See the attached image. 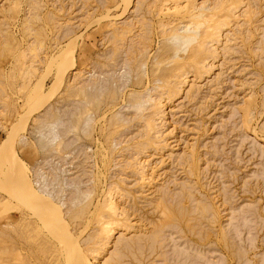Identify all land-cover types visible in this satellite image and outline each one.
Listing matches in <instances>:
<instances>
[{
  "label": "rangeland",
  "instance_id": "1",
  "mask_svg": "<svg viewBox=\"0 0 264 264\" xmlns=\"http://www.w3.org/2000/svg\"><path fill=\"white\" fill-rule=\"evenodd\" d=\"M127 2L0 0V264H264V0Z\"/></svg>",
  "mask_w": 264,
  "mask_h": 264
},
{
  "label": "bare ground",
  "instance_id": "2",
  "mask_svg": "<svg viewBox=\"0 0 264 264\" xmlns=\"http://www.w3.org/2000/svg\"><path fill=\"white\" fill-rule=\"evenodd\" d=\"M122 2H123V1H122ZM128 2H129V0H128ZM128 2H127V6H126V7H129V6H130V3L128 4ZM177 8H178V7H177ZM221 8H222V7H221ZM218 9H219V8H218ZM228 9H229V8H228ZM232 9H233V8H232ZM162 10H163V9H162ZM203 11H204V10H203ZM203 11H202V12H203ZM214 13H215V12H214ZM205 14H206V13H205ZM123 15H124V14H123ZM199 15H200V14H199ZM199 15H198V16H199ZM210 15H211V14H210ZM107 17H108V16H107ZM115 18H116V17H115ZM196 18H197V17H196ZM201 18H202V17H201ZM194 19H195V18H194ZM193 21H194V20H193ZM201 21H203V20H201ZM212 21H213V20H212ZM97 22H98V21H97ZM198 22H200V21H198ZM207 22H208V21H207ZM201 23H202V22H201ZM204 23H206V22H204ZM206 24H207V23H206ZM206 24H205V25H206ZM197 26H198V25H197ZM199 26H200V25H199ZM199 26H198V27H199ZM202 26H204V24H203V25L201 24L200 27H202ZM206 26H207V25H206ZM206 26H205V27H206ZM207 27H208V26H207ZM88 28H89V27H88ZM186 28H187V27H186ZM190 28H192V27L190 26ZM190 28H188V29H190ZM184 29H185V28H184ZM195 29H196V28H195ZM200 29H201V28H200ZM186 30H187V29H186ZM198 30H199V29H198ZM198 30H196V31H198ZM207 30H209V29H207ZM191 31H192V30H191ZM196 31H195V32H196ZM205 31H206V30H205ZM205 31H203V33H204ZM210 31H211V30H210ZM182 32H183V31H182ZM185 32H186V31H185ZM187 32H188V30H187ZM193 32H194V30H193ZM195 32H194V34L192 33L194 36L197 34V33L195 34ZM198 32H199V31H198ZM188 33H189V32H188ZM206 33H207V32H205V34H206ZM183 34H184V33H183ZM201 34H202V32H201ZM187 35H188V34H187ZM208 35H209V34H208ZM132 36H133V35H132ZM176 36H177V35H176ZM181 36H182V35H181ZM185 36H186V35H185ZM188 36H189V35H188ZM196 36H199V35L197 34ZM191 37H192V36H191ZM197 38H198V37H197ZM176 39H177V38H176ZM181 39H182V38H180V40H181ZM183 39H184V38H183ZM183 39H182V41H183ZM199 39H200V38H199ZM214 39H215V38H214ZM77 40H78V39H77ZM77 40H75V41H77ZM171 40H172V39H171ZM174 40H175V37H174L173 41H174ZM178 40H179V38H178ZM184 40H185V42H184L183 44L186 43V44H188V45H191V44H193V43H195V42L197 41V40H196V37H195V38H194V37H193V38H185ZM73 41H74V40H73ZM198 41H199V40H198ZM211 41H212V40H211ZM206 42H207V41H206ZM179 43H180V42H179ZM197 43H198V42H197ZM175 44H178V43H175ZM203 44H204V43H203ZM203 44H202V45H203ZM74 45H75V44H74ZM179 45H180V44H179ZM193 45H194V44H193ZM195 45H196V44H195ZM197 45H199V44H197ZM71 46H72V45H71ZM183 46H184V45H183ZM186 46H187V45H185L184 48H183L182 46H181V47H182V49H185ZM174 47H175V46H174ZM188 47H189V46H187V48H188ZM72 48H74V47H72ZM175 48H177V47H175ZM190 48H191V47H190ZM190 48H189V49H190ZM192 48H193V46H192ZM195 48H196V47H195ZM197 48H198V47H197ZM74 49H75V48H74ZM182 49H181V50H182ZM198 49H199V48H198ZM185 50H186V49H185ZM185 50H183V52H184ZM73 51H74V50H73ZM73 51L71 50V53H72ZM178 51H179V50H178ZM178 51H177V52H178ZM189 51H190L191 53H193V52H192V49L189 50ZM193 51H194L195 55H196V53L198 52V50H197V52H195L196 49L193 50ZM200 51H202V49L199 50V52H200ZM173 52H174V51H173ZM186 52H187V50H186ZM186 52H185V54H186ZM199 52H198L197 54H199ZM202 52H203V51H202ZM74 53H75V51H74ZM178 53H179V52H178ZM187 53H188V52H187ZM72 54H73V53H72ZM72 54H71V55H72ZM188 54H189V53H188ZM201 54H202V53H201ZM177 55H178V54H177ZM177 55H176V56H177ZM179 56L182 57L181 54H179ZM198 56H200V55H198ZM201 56H202V55H201ZM177 57H178V56H177ZM194 58H195V56H194ZM173 59H174V58H173ZM197 59H198V61H199V57H197ZM197 59H196V60H197ZM171 60H172V59H171ZM72 61H73V59H72ZM194 64H195V63H194ZM72 65H73L72 67H74L75 63H73ZM202 67H203V66H202ZM170 76H171V75H170ZM165 88H167V87H165ZM165 91H166V90H165ZM167 92H168V91H167ZM168 94H169V93H168ZM150 125H151V124H150ZM148 134H149V133H148ZM143 136H144V135H143ZM7 140H8V139H7ZM7 140L4 141L3 143H4V144H5V142H6V143H7V142L9 143V141H7ZM180 142H181V141H180ZM178 143H179V142H178ZM149 144H150V143H149ZM8 145H9V144H8ZM8 145L6 144V145H3L2 147L0 146V147H1V148H0V163H1V162H4V163L6 162L5 165L8 164V167H6L7 170H8V168H10V171L13 173V174L11 173V175H12V176H11L10 173L8 172L9 175H10V178H11V179H10L9 181L7 180V182L10 183V184H7V183L5 182L6 185H11L10 187L12 188V187L15 186L17 183H19V185H20V184H22V182L27 181V180H26V179H25V180L23 179L24 181H22L21 183L19 182L18 179H19V178H23V177H22L21 173H20V172L18 171V169H17V167H18L17 164H18V163H21V162H20V159H19L18 155L15 154L14 151H12L13 149H12V148L8 149ZM10 147H11V146H10ZM153 148H154V147H153ZM10 151H11L12 153H11ZM10 153H11V154H10ZM142 154H143V153H142ZM4 163H3V164H4ZM1 166L3 167L4 165H1ZM1 166H0V167H1ZM6 168H5V169H6ZM1 169H2V168H1ZM1 171H2V170H1ZM5 172H6V171H5ZM25 174H26V173H25ZM5 176H6V175H5ZM7 176H8V174H7ZM6 178H7V177H6ZM10 181H11V182H10ZM16 181H17V183H15ZM13 182H14V183H13ZM27 182H29V183H26V182H25V183L29 185V184H30V181H27ZM5 183H4V184H5ZM11 183L13 184V186H12ZM25 183H24L23 185H21V186H22L21 189H22L23 186L25 185V186H24L25 188H23L22 190L27 189V192H28V193H25L24 191H22V190H20V189H19V190H20V193H19V192H18L19 190H17V188H18L17 185H16L17 188H15V187L12 188V190L14 189L13 191H16V190H17V193H19V194H17L16 192H13V191H12V193H11V195H14L15 198H17V201L22 202V203H25V198H26V196H28L27 199H28V198H29V199L31 198L30 200H32V201L29 200L31 204H32L33 201H34L33 203H35V202H40V203H42V202H44V201H48V199H46V198H44L43 196H41L40 193H39L37 190H35L33 187L30 188V187L28 186V188H30V190H29L28 188H26L27 185H26ZM19 185H18V186H19ZM30 186H32V185L30 184ZM0 188H1V187H0ZM5 188H6V187H5ZM8 188H9V187H8ZM15 189H16V190H15ZM2 190H3V189H2ZM7 190H8V189H7ZM10 190H11V189H10ZM10 192H11V191H10ZM10 192H8V194H9ZM5 193H6V192H5ZM16 195H18V196L16 197ZM20 195H21L23 198L25 197L24 200H23V198H18ZM110 195H111V194H110ZM8 196H10V194H9ZM14 196H11V198L13 199ZM21 196H20V197H21ZM18 199H21V201L18 200ZM27 199H26V200H27ZM22 200H23L24 202H23ZM15 201H16V199H15ZM29 201H28V202H29ZM19 202H18V203H19ZM26 202H27V201H26ZM30 203H29V204H30ZM44 203L48 205V203H46V202H44ZM36 204H37V203H36ZM45 204H44V206H45ZM40 205H41V204H40ZM97 205H98V204H97ZM157 205H158V204H157ZM28 206H29V205H27V207H28ZM35 206H36V205H35ZM35 206H34V208H35ZM38 206H39V204H38ZM47 207H48V206H47ZM51 207H53V206H51ZM44 208H45V207H44ZM56 208H57V207H56ZM59 208H60V207H59ZM110 208H112V207H110ZM30 209H32V208L30 207ZM36 209H37V208H36ZM38 209H41V208H38ZM51 209H52V208H51ZM112 209H113V208H112ZM47 210H48V209H47ZM59 210H60V209H59ZM11 211H12V210H11ZM32 211H33V210H32ZM37 212H38V210H37ZM44 212H45V211H44ZM49 212H50V210H49ZM52 212H53V209H52ZM4 213H5V212H4ZM33 213H34V212H33ZM33 213H32V215H33ZM46 213H47V212H46ZM44 214H45V213H43V215H44ZM35 215H36V214H35ZM51 215H52V214H51ZM51 215H50V216H51ZM56 215H57V214H56ZM56 215H55V217H56ZM59 215H60V213H59ZM61 215H62V213H61ZM41 216H42V215H41ZM53 216H54V214H53ZM46 217H49V215L46 216ZM57 217H58V216H57ZM42 219H43V218H42ZM46 219H47V218H46ZM51 219H52V218H51ZM59 219H60V218H59ZM49 220H50V219H49ZM52 220H53V219H52ZM60 220H61V219H60ZM53 221H54V220H53ZM57 221H58V220H57ZM42 222H43V221H42ZM45 222H46V221H45ZM54 222H55V221H54ZM62 223H63V221H62ZM64 223H65V222H64ZM107 227H108V226H107ZM67 231H68V230H67ZM50 237H51V236H50ZM52 237H53V236H52ZM69 237H70V236H69ZM66 253H67V252H66ZM66 253H65V254H66ZM73 254H74V253H73ZM69 256H70V255H69ZM67 257H68V256H67ZM79 261H80V260H79Z\"/></svg>",
  "mask_w": 264,
  "mask_h": 264
}]
</instances>
